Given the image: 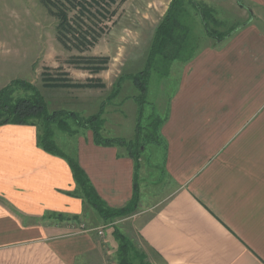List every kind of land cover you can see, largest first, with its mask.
I'll list each match as a JSON object with an SVG mask.
<instances>
[{
  "label": "crops",
  "instance_id": "0c3cea01",
  "mask_svg": "<svg viewBox=\"0 0 264 264\" xmlns=\"http://www.w3.org/2000/svg\"><path fill=\"white\" fill-rule=\"evenodd\" d=\"M238 24L171 65L179 74L159 131L162 195L138 187L127 216L105 220L75 194L68 160L39 144L37 125H0V264H95L112 252L103 239L117 262L108 227L119 221L150 264H264V21L242 13ZM119 146L87 130L70 155L111 208L135 191V159Z\"/></svg>",
  "mask_w": 264,
  "mask_h": 264
},
{
  "label": "rangeland",
  "instance_id": "374dc122",
  "mask_svg": "<svg viewBox=\"0 0 264 264\" xmlns=\"http://www.w3.org/2000/svg\"><path fill=\"white\" fill-rule=\"evenodd\" d=\"M58 1L65 3L73 26L76 28L79 24L90 42L79 44V36L74 32L67 34L66 43L62 42L57 29L59 19L54 14L56 8H50L45 0H0V86L15 79L25 80L40 90L49 112H75L80 120L100 114L103 137L115 140L117 146L125 149L132 141L143 142L135 161L138 187H142L143 196L147 189L161 196L162 184L155 183L163 177L159 167L161 142H145L143 137L146 128H150L148 124L156 117L164 116L177 87L179 70L171 65L175 61L178 64L186 62L173 61L166 74L156 70L155 64L150 65L152 38L170 1L114 0L110 4L109 0H101L99 4V0H95L96 4L93 0H85V10L79 0ZM207 2L215 8L217 19L223 21L221 25H214L217 31L230 30L242 13L253 14L259 21H264V0ZM188 9L198 36L194 58L215 38L206 34L191 5ZM147 69L149 73L140 75ZM138 76L141 85L136 83ZM100 80L109 87L98 86ZM91 82L95 84L85 86ZM30 95L32 91L23 86H15L12 94L15 99ZM66 119L74 132L53 125L54 139L66 155L73 156L79 134L93 131L81 126L77 119ZM37 123L40 127V121ZM138 123L143 129L137 138ZM123 225L119 221L108 228ZM76 229L79 227L71 230ZM101 244L112 252L96 258L95 264H116L115 246H109L104 239Z\"/></svg>",
  "mask_w": 264,
  "mask_h": 264
},
{
  "label": "trees",
  "instance_id": "16d2710c",
  "mask_svg": "<svg viewBox=\"0 0 264 264\" xmlns=\"http://www.w3.org/2000/svg\"><path fill=\"white\" fill-rule=\"evenodd\" d=\"M93 1L94 3L98 4V2L95 0ZM113 2L114 0H109L108 3L111 4ZM45 3L50 8L51 6L56 8L54 14L59 19L57 29L59 38L62 40V42H67V34L71 32H74V34L79 36V38H77L79 44L81 42H90L87 38L88 34L86 35V32L81 30V26H79V24L76 28L73 26V23L66 10L65 3L58 0H45ZM78 3L82 4L81 7L84 10L86 9L87 2H85V0H79ZM100 3H102L101 0H99V4ZM103 4L106 6V3ZM188 5H191L196 11V14L201 18L206 34L215 38L216 40H222L223 38L231 35L242 25H234L228 31H217L215 29L216 26L214 25H221L222 21L217 19L215 16V9L212 6L201 0H171L163 19L156 27L150 49V65L152 66V64H155L156 70L162 71L163 74L167 73L173 61H188L194 56L198 36L195 33V21H190L191 14L188 9ZM99 8H102V6L99 5ZM102 9L104 10V8ZM77 29L80 30L79 33H77ZM89 29H91V27ZM92 31L95 32L93 28ZM101 69L102 68H100L99 71ZM144 72L149 73L150 70L147 69L146 71H142L140 75ZM135 78L136 83L141 85V81L139 80L140 77L138 76ZM94 84L95 83L91 82L87 83L85 86H91ZM15 86H23L31 90L32 95L18 97L15 99L12 96ZM98 86L105 87L106 85L100 80L98 82ZM100 116V114H95L89 118L80 120L79 115L75 112L65 110L49 112L43 94L36 86L25 80L15 79L0 89V125L5 123H24L38 126L37 121H40L41 125L40 127L38 126L39 144L45 150L53 154L66 157L73 170L74 178L78 185V189L75 194H79L81 197H83L95 210H97L103 219L110 220L113 218L127 216L136 210L139 199L138 182L136 180L137 172H135V191L131 201L124 207H108L97 192L94 185L91 183L86 171L79 164V162L75 158L66 156V154L59 148L54 139L53 129V125H57L63 130L74 132L66 119L71 117L77 119L76 121H78L81 126L90 128L93 131V137L97 144L114 145L115 140L111 138H105L100 133L102 127V120ZM163 121L164 118L162 117H156L153 119L148 124L150 128H146L147 132L143 137V141H160L161 138L159 131ZM40 128H42V130ZM142 129L143 127L140 125V123H138L137 138ZM141 144L143 145L144 143H140L138 141L134 143L132 141L131 143L126 144L129 154L135 159V161H137L139 158ZM136 165L137 164H135V166ZM113 232L116 239L118 240L116 253L117 264H150L145 253L138 250L132 240L127 235L122 233L119 228L115 227Z\"/></svg>",
  "mask_w": 264,
  "mask_h": 264
},
{
  "label": "built area",
  "instance_id": "2783aa9c",
  "mask_svg": "<svg viewBox=\"0 0 264 264\" xmlns=\"http://www.w3.org/2000/svg\"><path fill=\"white\" fill-rule=\"evenodd\" d=\"M99 233H104V230L103 229H99Z\"/></svg>",
  "mask_w": 264,
  "mask_h": 264
}]
</instances>
